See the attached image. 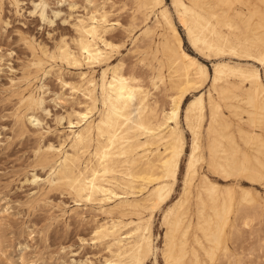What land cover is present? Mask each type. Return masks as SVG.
I'll return each mask as SVG.
<instances>
[{"label":"bare ground","instance_id":"6f19581e","mask_svg":"<svg viewBox=\"0 0 264 264\" xmlns=\"http://www.w3.org/2000/svg\"><path fill=\"white\" fill-rule=\"evenodd\" d=\"M133 2L137 7L128 20L113 17L103 7L93 9L74 17L72 39L62 36L54 47L33 52L21 75L25 88L19 103L24 112L15 117L22 130L27 122L40 128L44 123L40 113H50L46 84L36 82L55 70L52 61L87 69L80 70L78 81L61 78L83 101L57 116L62 125L68 124L58 141L43 139L37 146V161L48 168V174L42 179L34 173V182L65 190L75 203L96 211L91 241L106 253L97 261L88 258L90 264H145L154 254L153 219L172 200L187 155L182 191L162 215L163 260L207 264L203 254L214 263L220 250L221 258L231 261L228 228L237 227L240 220L247 228L253 226L256 211L242 218L241 213L255 204V197L245 186L238 196L236 188L214 181L200 166L206 161L212 173L226 180L247 174L264 180V10L244 9L250 0H171L190 47L216 60L211 76L208 65L186 50L165 0ZM11 3L18 6L20 0ZM70 6L75 8L76 3ZM47 7L40 0L34 12L43 22H53ZM152 16L155 20L148 25ZM139 20L147 26L134 38ZM0 21H4L1 3ZM118 29L134 38L130 52L145 69L151 87L143 74L125 68V58L113 63L120 49L113 33ZM209 81L218 97L209 93L207 109L201 91ZM222 102L230 115L223 112ZM182 117L191 135L188 151ZM85 213L78 216L83 219Z\"/></svg>","mask_w":264,"mask_h":264},{"label":"rangeland","instance_id":"374dc122","mask_svg":"<svg viewBox=\"0 0 264 264\" xmlns=\"http://www.w3.org/2000/svg\"><path fill=\"white\" fill-rule=\"evenodd\" d=\"M39 1L20 0L19 5L16 6L11 3V0H0L2 19L8 21V24L0 21V244L4 251V254L0 255V264H90L87 261L88 258L97 261L100 255L106 253L101 251L99 246L94 245L93 240L91 241L94 227L92 216L96 211L89 206L75 203L72 195L67 191L56 188L51 189L47 185H43L42 182L40 184L35 183L33 179L34 173L40 175L42 179L48 174V168L40 165L37 161V146L43 139L58 141L62 137L63 131L68 130V124L63 121L64 125H62L57 120V116L65 113L71 106L83 101L82 95L76 94L68 86H64L61 78L78 81L80 72L87 69L81 70L76 67L74 69L73 65L56 60L51 62L55 66V70L51 74L46 78L40 75L42 78L39 77L37 81L39 83L36 82V85L41 86V82H45L47 89L45 105L50 112L49 114L46 112L40 113L44 122L41 126L42 136L40 133L41 127L38 128L27 122V129L22 130L16 123L15 117L17 114L24 112V106L19 103L20 91L25 88V82L21 80V75L24 71H27L33 52L41 54L40 49L42 46L54 47L62 36L72 39L75 35L72 26L75 16L103 7L105 10L108 9L107 11L113 17L119 16L121 20H128L137 4L133 0H91V4L88 0H45L48 3V16L53 22H43L39 15L34 12ZM73 1L76 3L75 8L70 6ZM165 1L183 36L186 50L206 63L212 76L214 74L213 62L216 60L214 58L212 60L206 59L194 52L186 39L183 27L178 22L171 0ZM246 7L264 10V3L259 0H250V4L243 8L246 9ZM55 11H60V15L55 16ZM259 19L258 16L254 17L255 21ZM154 20L155 16H152L148 25H151ZM261 21L264 22L263 19ZM146 26V22L139 20L133 33L134 38ZM221 29L226 31L224 27ZM113 33L116 34L117 42L120 44L118 53L116 52L115 57H113V63L116 64L125 58V68H134L139 74H143L147 82L148 76L144 72L145 69L138 64L137 57L130 52L134 38L131 39L119 29ZM238 34L240 37L242 36L240 31ZM25 38L32 40L34 42L33 46L29 45ZM150 57L149 59H151ZM100 73L101 71L98 72V75ZM261 73L264 79L263 68H261ZM147 84L151 87L150 83L147 82ZM205 87L201 92L204 93L205 105L208 109L209 93L212 92L211 94L214 97L218 96L212 91L210 81ZM152 91L158 94L161 102H166L165 97L160 95L159 91ZM39 93L42 94V91L37 90V94ZM222 103L223 112L230 115L225 102ZM181 126L185 131L188 151L191 135L186 129L184 117L181 119ZM245 128L251 129L248 125H245ZM232 129L236 130L235 127ZM235 134L239 143L243 145L240 136L237 133ZM262 135L264 137V131ZM203 147L206 157L205 139L203 140ZM262 158L264 159V156ZM186 161L187 155L182 160L181 172L179 171L172 200L157 212L153 219L154 254L146 262L147 264H153L155 261L158 264H165L162 257L164 234L161 223L162 215L164 210L175 201L182 191ZM200 171L207 173L220 184L233 186L236 188L238 196L242 191L241 187L245 186L244 188L250 189L255 197V204L243 211L241 218L254 214L255 211V214H257V218L253 223L254 227L247 228L243 226L241 220L236 222L237 227L229 226L228 242L232 253L231 261L222 259L220 250L216 253V262L211 263L209 258L203 254H201L202 259L207 264H264V180H254L249 174L226 180L222 176L212 173L206 161L201 164ZM256 204H260V206H256ZM7 206L10 208L9 211L3 212ZM82 212H86L83 219L78 216ZM233 220L234 214L232 223ZM81 237L88 241L82 242ZM260 243L262 245H259ZM257 245L261 247L258 248Z\"/></svg>","mask_w":264,"mask_h":264}]
</instances>
